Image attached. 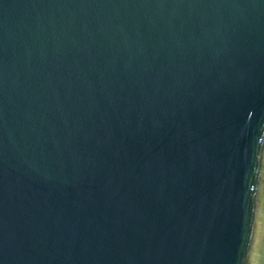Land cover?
Wrapping results in <instances>:
<instances>
[{
  "label": "water",
  "instance_id": "water-1",
  "mask_svg": "<svg viewBox=\"0 0 264 264\" xmlns=\"http://www.w3.org/2000/svg\"><path fill=\"white\" fill-rule=\"evenodd\" d=\"M0 264H264V0H0Z\"/></svg>",
  "mask_w": 264,
  "mask_h": 264
}]
</instances>
